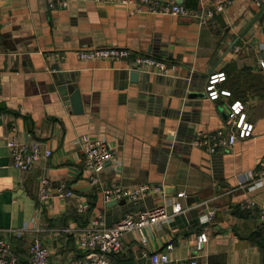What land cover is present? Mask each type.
I'll use <instances>...</instances> for the list:
<instances>
[{"label": "crops", "instance_id": "crops-1", "mask_svg": "<svg viewBox=\"0 0 264 264\" xmlns=\"http://www.w3.org/2000/svg\"><path fill=\"white\" fill-rule=\"evenodd\" d=\"M263 4L233 0L200 23L184 15L130 12L134 5L110 0H73L66 8L45 0H0V236L9 235L14 251L26 256L29 243L40 237L56 262L81 257L75 229L90 217L101 213L112 225L124 213L163 199L108 206L102 185L160 183L166 198L185 192L183 210L161 227H144L146 243L137 231H127L122 250L109 255L116 264H153L155 251L177 260L195 257L199 264H264V225L257 218L264 179H246L264 156V17L231 46ZM91 47H125L132 55H78ZM137 54L164 58L176 69L171 75L139 70L132 65ZM218 72L226 77L216 86L230 93L211 99L206 85ZM63 83L74 86L66 96L59 89ZM234 100L245 105L251 135L215 152L193 144L199 132L236 130L228 119ZM13 135L39 142L51 155L30 169L17 168L5 144ZM82 135L103 140L119 161L107 162L97 183L84 163ZM42 176L51 196L41 205ZM59 189L72 194L60 197ZM248 198L257 207L240 210L239 202ZM84 201L88 210L78 212ZM212 206L215 217L201 223L199 216ZM25 222L23 235L11 234ZM203 231L207 240L199 246Z\"/></svg>", "mask_w": 264, "mask_h": 264}, {"label": "built area", "instance_id": "built-area-1", "mask_svg": "<svg viewBox=\"0 0 264 264\" xmlns=\"http://www.w3.org/2000/svg\"><path fill=\"white\" fill-rule=\"evenodd\" d=\"M49 5L60 8H66L73 0H45ZM123 6L134 5L135 10H147L159 14H177L189 16L197 19L200 23H205L212 19L217 13L224 11L233 0H209L207 5H198L188 7L174 0H110ZM259 3V1H257ZM78 55L88 58H117L127 59L132 55V50L125 47H91L78 51ZM132 65L142 71L154 72L163 75H171L176 69L174 62H169L164 58L156 57L150 54H137ZM264 71V59L260 61ZM224 72L211 74L206 85L208 96L216 99L220 95H229V91L219 89L216 83L224 80ZM245 105L241 100H234L229 104L228 119L231 125L236 129L228 132L222 130L213 133L199 132L193 138L192 143L203 147L210 152L218 149L230 148L237 138H245L251 135L253 124L246 119L244 111ZM11 129H15L11 125ZM80 146L84 153L85 166L91 171V180L97 183V173L109 161H114L116 165L119 161L114 157L111 149L103 140H91L87 135L79 138ZM5 144L10 150L14 166L21 170H27L33 167L35 162L41 158H47L51 155L48 147L42 146L37 141L23 140L13 135L5 140ZM264 179V156L256 164V170L248 171L246 179L250 178ZM105 201H137L147 196L160 195L162 200L150 207H144L126 212L112 225H107L103 214H97L90 217L85 226L75 229L77 244L83 250V256L73 257L66 261L56 262L50 258V253L40 237H35L28 245L27 255H20L14 251L9 235L0 236V264H116L111 258V253H118L123 248V236L127 231H137L142 243H146L147 237L144 234V227L158 226L166 224L174 214L183 210L181 198L185 197L184 191L177 192L174 196L166 198L165 189L160 183H140L132 186H121L119 184L102 185L101 187ZM70 190L59 189L57 195L60 197L70 196ZM51 196L49 180L42 176L39 179V200L45 204ZM240 210H250L257 207L256 202L251 199H245L239 202ZM89 203L80 202L77 206L78 212L88 210ZM216 206L208 208L199 220L201 223L210 222L216 215ZM257 218L260 224L264 225V208L257 210ZM28 228L25 222L19 229L11 231L14 236H21ZM68 230V228H67ZM207 240L205 231L197 236V245H201ZM172 248V244L167 245V249ZM24 256V259L21 258ZM153 264H199L197 258L172 259L167 251H155L151 254Z\"/></svg>", "mask_w": 264, "mask_h": 264}, {"label": "water", "instance_id": "water-1", "mask_svg": "<svg viewBox=\"0 0 264 264\" xmlns=\"http://www.w3.org/2000/svg\"><path fill=\"white\" fill-rule=\"evenodd\" d=\"M179 2L181 3L182 0H180ZM263 11H264V4L254 14V16H252V18L245 24V26L240 30L239 35L234 38V40L232 41L231 46H233V44L237 41V39L239 38L240 35L244 34L247 31V29L253 24V22L256 19L261 20L264 17V12ZM138 74H139V70L136 69V71H134L132 73V76L137 77ZM59 89H60L61 93L66 96L67 93H70V92H72L74 90V86L72 84L67 85L66 83H63V84H61L59 86ZM123 202H125L124 199L119 200V201L111 200V201H109L107 203V205L108 206H113V205L121 204Z\"/></svg>", "mask_w": 264, "mask_h": 264}, {"label": "trees", "instance_id": "trees-1", "mask_svg": "<svg viewBox=\"0 0 264 264\" xmlns=\"http://www.w3.org/2000/svg\"><path fill=\"white\" fill-rule=\"evenodd\" d=\"M185 5H186V4H185ZM191 5H193V6H191ZM187 6H191V7H193V8L196 7L195 4H189V5H187Z\"/></svg>", "mask_w": 264, "mask_h": 264}]
</instances>
